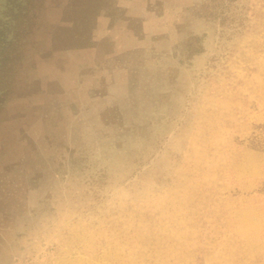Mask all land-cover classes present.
<instances>
[{
	"label": "rangeland",
	"instance_id": "obj_1",
	"mask_svg": "<svg viewBox=\"0 0 264 264\" xmlns=\"http://www.w3.org/2000/svg\"><path fill=\"white\" fill-rule=\"evenodd\" d=\"M0 264H264V0H0Z\"/></svg>",
	"mask_w": 264,
	"mask_h": 264
},
{
	"label": "trees",
	"instance_id": "obj_2",
	"mask_svg": "<svg viewBox=\"0 0 264 264\" xmlns=\"http://www.w3.org/2000/svg\"><path fill=\"white\" fill-rule=\"evenodd\" d=\"M186 38H188L186 40V42H185V45L187 47V52H188V58H190L192 55H194V54L199 53V52L202 51L203 47L201 45V40H200L201 37L200 36H198V35H189ZM129 127L130 126H128L127 128H129ZM46 140H47V138H46ZM59 153L60 154H58V155H61L62 154V152H59ZM57 157H56L57 162L62 161L59 158L60 156H57ZM34 171L35 170L30 169L28 171V174L29 175H32Z\"/></svg>",
	"mask_w": 264,
	"mask_h": 264
}]
</instances>
